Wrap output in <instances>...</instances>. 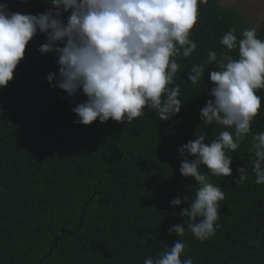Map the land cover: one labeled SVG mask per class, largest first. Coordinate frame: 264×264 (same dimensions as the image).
Listing matches in <instances>:
<instances>
[{
    "label": "trees",
    "instance_id": "trees-1",
    "mask_svg": "<svg viewBox=\"0 0 264 264\" xmlns=\"http://www.w3.org/2000/svg\"><path fill=\"white\" fill-rule=\"evenodd\" d=\"M225 1L230 0L199 4L190 33L197 49L176 57L179 70L170 85L180 86L183 107L168 121L146 107L131 123H75L72 109L87 97H69L52 87L47 75H58L57 56L39 52L45 34L38 32L29 42L13 79L0 88V264H143L179 239L186 246L182 261L264 264V184L255 183L249 152L253 135L264 132V89L256 92L261 108L251 132L227 153L232 175L216 177L200 168L225 196L215 235L197 240L184 224L192 221L180 213L190 207L199 185L180 174L184 157L178 149L199 135L210 143L225 130L200 119V109L212 98L209 73L217 70L207 54L238 59V47L229 51L220 41L234 29L238 43L250 28L245 15L222 5ZM48 2L0 0L21 14L43 13ZM254 29L264 41V17ZM193 65L203 68L197 84L187 80ZM240 167L247 178L236 184ZM178 196L189 202L171 205ZM178 224L186 229L182 237L169 234Z\"/></svg>",
    "mask_w": 264,
    "mask_h": 264
},
{
    "label": "clouds",
    "instance_id": "clouds-1",
    "mask_svg": "<svg viewBox=\"0 0 264 264\" xmlns=\"http://www.w3.org/2000/svg\"><path fill=\"white\" fill-rule=\"evenodd\" d=\"M202 3L207 0H50L49 9L40 14L12 12L6 3L0 4V88L13 79L26 46L39 32L47 38L39 52L54 53L59 66L58 75H47L49 84L69 97L78 93L87 97L72 109L78 117L75 123L109 119L131 123L144 115L146 107L168 121L183 107L180 86L170 85L179 70L176 57L187 58L197 49L190 33ZM234 33L229 30L220 43L229 51L238 47V59L218 58L212 50L207 54V63L217 70L209 73L212 98L200 109L202 124L215 123L225 130L210 143L199 135L178 149L184 157L180 174L199 185L190 207L180 213L192 221L184 224L200 241L215 235L219 202L225 199L200 168L206 166L212 176H231L233 158L227 153L239 148L261 108L256 92L264 89V41L254 28L245 29L238 43ZM202 73L201 65H193L187 80L200 83ZM249 152L254 153L255 183L264 184V132L253 135ZM237 172L239 184L247 178V169ZM182 202H189V197L170 201L174 206ZM198 217L202 219L197 222ZM185 230L178 224L169 234L182 237ZM185 247L179 239L143 264H193L191 258L181 260Z\"/></svg>",
    "mask_w": 264,
    "mask_h": 264
},
{
    "label": "rangeland",
    "instance_id": "rangeland-1",
    "mask_svg": "<svg viewBox=\"0 0 264 264\" xmlns=\"http://www.w3.org/2000/svg\"><path fill=\"white\" fill-rule=\"evenodd\" d=\"M222 5L242 12L250 28H255L264 17V0H230L222 2Z\"/></svg>",
    "mask_w": 264,
    "mask_h": 264
}]
</instances>
